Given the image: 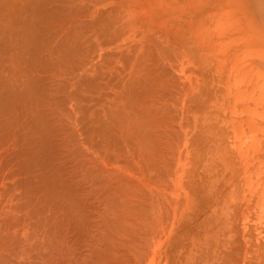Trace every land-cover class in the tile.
Instances as JSON below:
<instances>
[{
    "label": "bare ground",
    "instance_id": "bare-ground-1",
    "mask_svg": "<svg viewBox=\"0 0 264 264\" xmlns=\"http://www.w3.org/2000/svg\"><path fill=\"white\" fill-rule=\"evenodd\" d=\"M143 1L0 0V264H264V0Z\"/></svg>",
    "mask_w": 264,
    "mask_h": 264
},
{
    "label": "rangeland",
    "instance_id": "rangeland-1",
    "mask_svg": "<svg viewBox=\"0 0 264 264\" xmlns=\"http://www.w3.org/2000/svg\"><path fill=\"white\" fill-rule=\"evenodd\" d=\"M124 1H126V0H124ZM183 1V0H182ZM185 2H187L186 0H184ZM191 1V0H190ZM92 2V1H91ZM139 2H141V4H140V6H142L143 8H147L148 9V5H147V3L145 2V1H141V0H139ZM89 3H90V1H89ZM104 2H99V3H97L98 5H97V8H98V6H101V4L103 5V6H101L100 8H104V6L106 5V4H103ZM107 3H108V1H107ZM90 4H92L93 5V3H90ZM94 4H96V3H94ZM100 4V5H99ZM147 11H145L144 12V15L146 16L144 19H147L148 18V13H146Z\"/></svg>",
    "mask_w": 264,
    "mask_h": 264
}]
</instances>
